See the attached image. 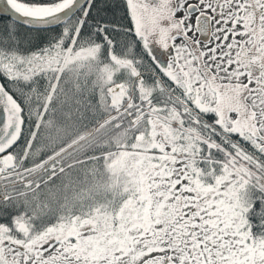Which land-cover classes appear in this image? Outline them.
Wrapping results in <instances>:
<instances>
[{"label": "snow or ice", "instance_id": "1", "mask_svg": "<svg viewBox=\"0 0 264 264\" xmlns=\"http://www.w3.org/2000/svg\"><path fill=\"white\" fill-rule=\"evenodd\" d=\"M0 264H264V0H0Z\"/></svg>", "mask_w": 264, "mask_h": 264}]
</instances>
